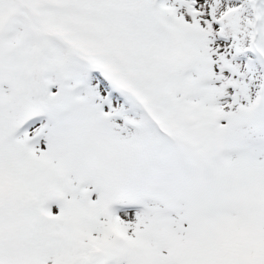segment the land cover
<instances>
[{
    "label": "snow or ice",
    "instance_id": "obj_1",
    "mask_svg": "<svg viewBox=\"0 0 264 264\" xmlns=\"http://www.w3.org/2000/svg\"><path fill=\"white\" fill-rule=\"evenodd\" d=\"M0 264H264V0H0Z\"/></svg>",
    "mask_w": 264,
    "mask_h": 264
}]
</instances>
